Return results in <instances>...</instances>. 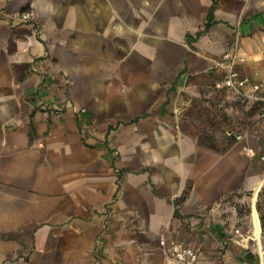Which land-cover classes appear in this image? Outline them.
Wrapping results in <instances>:
<instances>
[{"label":"crops","instance_id":"0c3cea01","mask_svg":"<svg viewBox=\"0 0 264 264\" xmlns=\"http://www.w3.org/2000/svg\"><path fill=\"white\" fill-rule=\"evenodd\" d=\"M235 43L264 82V0H0V264H251L215 230L264 179V101L212 89Z\"/></svg>","mask_w":264,"mask_h":264},{"label":"rangeland","instance_id":"374dc122","mask_svg":"<svg viewBox=\"0 0 264 264\" xmlns=\"http://www.w3.org/2000/svg\"><path fill=\"white\" fill-rule=\"evenodd\" d=\"M258 109L259 107L257 105H251V126L258 125L264 128V118L258 115ZM229 121L230 119L224 118L226 127L229 126ZM239 121V124H243V120ZM209 136L214 135L209 134ZM221 136L225 140L228 139L225 130H223ZM260 137V154L262 161H264V134H261ZM262 186H264V179L259 181L252 195L245 193L234 198L223 200L218 207L221 226L215 225L216 231H232L237 242L241 244L245 243L247 246L246 249L251 250V255L253 256V262L251 264H264V233H262L259 215L256 209L257 196L254 194L255 191L261 190ZM235 247L240 248L238 245ZM258 248L260 249L261 263ZM220 251L222 250H218V252Z\"/></svg>","mask_w":264,"mask_h":264},{"label":"built area","instance_id":"2783aa9c","mask_svg":"<svg viewBox=\"0 0 264 264\" xmlns=\"http://www.w3.org/2000/svg\"><path fill=\"white\" fill-rule=\"evenodd\" d=\"M31 17L29 11L21 14V21H27ZM246 57L239 52V45L235 43L231 50L224 53L214 64V68L222 71L223 76L217 80L212 89L215 91H224L229 96L237 98L242 102L247 101H264L260 93L264 91V82H255L249 79L242 71ZM85 112L84 109H80ZM260 117L264 118V110L261 111ZM249 153L254 154L252 149ZM159 245L169 247V255L175 261L181 264H197L198 254L195 249L182 241L167 240L165 236L159 237Z\"/></svg>","mask_w":264,"mask_h":264},{"label":"trees","instance_id":"16d2710c","mask_svg":"<svg viewBox=\"0 0 264 264\" xmlns=\"http://www.w3.org/2000/svg\"><path fill=\"white\" fill-rule=\"evenodd\" d=\"M25 11L26 8L24 9ZM254 194L257 196L256 209L259 215L261 230L264 233V186H262L261 190L255 191Z\"/></svg>","mask_w":264,"mask_h":264}]
</instances>
